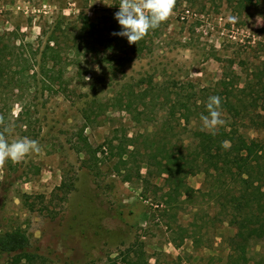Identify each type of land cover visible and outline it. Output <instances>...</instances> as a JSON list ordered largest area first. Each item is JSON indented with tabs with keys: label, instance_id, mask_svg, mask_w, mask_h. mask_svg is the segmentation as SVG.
<instances>
[{
	"label": "rangeland",
	"instance_id": "obj_1",
	"mask_svg": "<svg viewBox=\"0 0 264 264\" xmlns=\"http://www.w3.org/2000/svg\"><path fill=\"white\" fill-rule=\"evenodd\" d=\"M119 4L0 0V115L14 127L9 141L41 147L0 168V234L25 232L29 257L19 264H259L264 243L236 246L210 172L169 184L142 154L159 139L176 151L192 144L209 97L237 94L264 62L263 0H176L123 66L103 60L93 36L123 30ZM51 37L62 60L47 83L39 71L52 64L40 54ZM176 95L190 98L191 112L205 111L187 124L179 111L169 114ZM241 131L252 149L264 146V130L246 122ZM0 264L11 263L0 254Z\"/></svg>",
	"mask_w": 264,
	"mask_h": 264
},
{
	"label": "trees",
	"instance_id": "obj_2",
	"mask_svg": "<svg viewBox=\"0 0 264 264\" xmlns=\"http://www.w3.org/2000/svg\"><path fill=\"white\" fill-rule=\"evenodd\" d=\"M88 26L95 32L92 21ZM82 28L84 27L79 29L80 32ZM107 31L114 33L109 28ZM93 36L97 45L103 47V60L111 58L116 66L131 62L144 48L141 40L136 45L129 44L127 38L117 35H113L111 39L100 37L99 40L96 33ZM52 39L55 42L50 45ZM106 50L112 53L107 55ZM0 57L3 62L7 58L1 55ZM40 58L42 65L51 62L52 68L47 69L43 66L39 74L45 82H52L53 67L61 64L62 60L56 38L49 39L41 51ZM26 70V66L22 67L18 73L23 74ZM2 73L3 66L0 64V76ZM36 75L37 73L33 72L30 76L33 79ZM250 76L243 86L236 85L234 90L237 94L228 91L225 98L221 99L222 118L226 123L219 127L215 134L204 130L197 135L192 144L178 151L171 147L167 148L161 139L151 141L142 154L153 162L157 169L156 176L165 175L169 184H176V180L181 184L182 178L201 171L210 172L213 179L211 193L220 205L224 220L236 229L234 241L237 242L236 246L242 249L252 240L264 243V146L252 149L241 131L246 122L264 130V62L259 64L258 68L255 67ZM56 78L60 80V76ZM221 84H224V81ZM176 96L174 100L168 102L169 114H174V110L179 111V116L187 124L189 114L196 115L199 111H205V106L199 105L194 113L191 112L190 98ZM125 99L122 110L129 112L130 97L126 95ZM163 103L166 106V101ZM225 140L230 141L227 147L222 146ZM129 153L140 154L137 147H133ZM27 246L28 238L20 228L0 234V254L5 255L11 264H19L22 260L28 259ZM259 264H264V248L260 253Z\"/></svg>",
	"mask_w": 264,
	"mask_h": 264
},
{
	"label": "clouds",
	"instance_id": "obj_3",
	"mask_svg": "<svg viewBox=\"0 0 264 264\" xmlns=\"http://www.w3.org/2000/svg\"><path fill=\"white\" fill-rule=\"evenodd\" d=\"M175 5L176 0H120L115 19L123 30L113 35L126 37L129 44L137 45L150 30L156 29L162 22L168 20ZM228 22L237 23V17L229 16ZM206 108L208 114L200 116L203 129L215 134L216 130L226 123L222 118L221 98L209 97ZM13 131V125L6 124L4 117L0 115V168H3L8 160L19 162L28 154L41 151L39 142L28 137L9 141L8 135ZM229 145L230 141L227 140L222 143L225 147Z\"/></svg>",
	"mask_w": 264,
	"mask_h": 264
}]
</instances>
